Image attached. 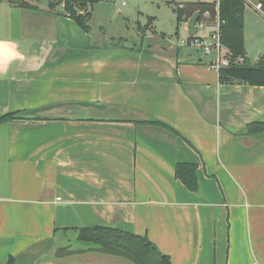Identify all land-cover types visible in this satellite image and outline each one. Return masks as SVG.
Instances as JSON below:
<instances>
[{
    "label": "crops",
    "instance_id": "0c3cea01",
    "mask_svg": "<svg viewBox=\"0 0 264 264\" xmlns=\"http://www.w3.org/2000/svg\"><path fill=\"white\" fill-rule=\"evenodd\" d=\"M35 6L0 0V117L17 114L0 122V264H133L77 239L93 225L170 264H264V133L243 134L264 85L220 82L153 26L98 43L61 3Z\"/></svg>",
    "mask_w": 264,
    "mask_h": 264
},
{
    "label": "trees",
    "instance_id": "16d2710c",
    "mask_svg": "<svg viewBox=\"0 0 264 264\" xmlns=\"http://www.w3.org/2000/svg\"><path fill=\"white\" fill-rule=\"evenodd\" d=\"M11 5L24 8H36L27 0H5ZM96 0H58L62 4V13L70 17L82 30L90 31L92 4ZM54 6V0L47 2ZM245 0L194 1L177 5V24L185 23L196 11L200 16L208 12L212 18L218 16L220 40L234 56H244L243 13ZM141 29V28H140ZM220 82L239 81L252 85H264V58L253 63L243 57L239 64L231 63L219 70ZM17 114L7 113L0 117V122L16 118ZM264 133V120L247 124L243 134L256 135ZM176 176L191 189L196 188L195 167L191 164H177ZM77 239L90 246L91 251L121 256L133 264H170V259L163 254L146 236L129 233L115 228L93 225L80 227ZM67 253L61 248L60 255Z\"/></svg>",
    "mask_w": 264,
    "mask_h": 264
},
{
    "label": "rangeland",
    "instance_id": "374dc122",
    "mask_svg": "<svg viewBox=\"0 0 264 264\" xmlns=\"http://www.w3.org/2000/svg\"><path fill=\"white\" fill-rule=\"evenodd\" d=\"M27 1L32 5H46L49 0ZM57 1L54 0V8H58ZM194 1L198 0H96L92 4L91 18L88 23L91 30L90 36L98 37L100 39L98 43L137 44L141 39L136 35V29L148 27L147 30H150L153 26L152 29L158 35L164 34L165 41L171 40L176 42V45L192 48L203 55L201 48L197 45L187 41L185 44H180V41L187 40L189 35L186 22L177 24L175 8L180 3ZM209 25H213L214 28V20H208L199 32L205 33ZM243 40V51L247 56L243 57L246 60L253 63L258 58H264V13L258 12L247 1L244 6ZM143 41L144 44L148 43L146 40Z\"/></svg>",
    "mask_w": 264,
    "mask_h": 264
},
{
    "label": "built area",
    "instance_id": "2783aa9c",
    "mask_svg": "<svg viewBox=\"0 0 264 264\" xmlns=\"http://www.w3.org/2000/svg\"><path fill=\"white\" fill-rule=\"evenodd\" d=\"M246 1L251 3L250 0H245V2ZM253 6L256 9H260L261 3H255ZM211 19L214 20L213 30L208 34L200 35V33H198L199 30L203 29L206 22ZM194 26L197 30L196 33L188 36L187 40H181L180 44H185L187 41L190 44L199 46L203 54L208 57L207 67L209 69L219 72L221 68L229 66L231 63L239 64L243 61V57L241 55L234 56L221 42L217 15L212 18L208 12L203 13L201 16L199 14Z\"/></svg>",
    "mask_w": 264,
    "mask_h": 264
},
{
    "label": "water",
    "instance_id": "95a60500",
    "mask_svg": "<svg viewBox=\"0 0 264 264\" xmlns=\"http://www.w3.org/2000/svg\"><path fill=\"white\" fill-rule=\"evenodd\" d=\"M198 16H199V12L196 11L188 18V20L186 22V24H187V32H188L189 36L194 35L195 32H196V28H195L194 25H195V22L198 19Z\"/></svg>",
    "mask_w": 264,
    "mask_h": 264
}]
</instances>
